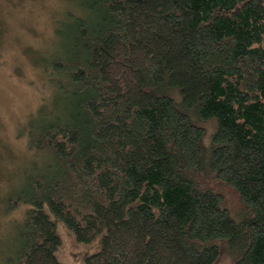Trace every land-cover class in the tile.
<instances>
[{
  "label": "trees",
  "instance_id": "obj_1",
  "mask_svg": "<svg viewBox=\"0 0 264 264\" xmlns=\"http://www.w3.org/2000/svg\"><path fill=\"white\" fill-rule=\"evenodd\" d=\"M63 1L2 264H264V0Z\"/></svg>",
  "mask_w": 264,
  "mask_h": 264
},
{
  "label": "rangeland",
  "instance_id": "obj_2",
  "mask_svg": "<svg viewBox=\"0 0 264 264\" xmlns=\"http://www.w3.org/2000/svg\"><path fill=\"white\" fill-rule=\"evenodd\" d=\"M63 5V0H0V264L3 240L24 217V204L6 210L7 198L32 173L35 157L25 124L50 92L39 62L63 52L61 15L68 7ZM51 218L60 236L56 257L61 263L85 264L84 256L100 248L101 234L79 243L61 220Z\"/></svg>",
  "mask_w": 264,
  "mask_h": 264
}]
</instances>
